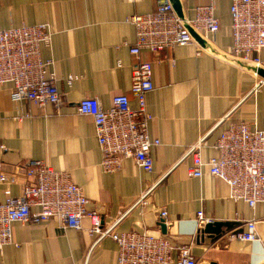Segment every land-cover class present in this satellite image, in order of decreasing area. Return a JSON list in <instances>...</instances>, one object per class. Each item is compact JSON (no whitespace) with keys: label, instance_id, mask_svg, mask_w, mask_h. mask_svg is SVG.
Returning a JSON list of instances; mask_svg holds the SVG:
<instances>
[{"label":"crops","instance_id":"1","mask_svg":"<svg viewBox=\"0 0 264 264\" xmlns=\"http://www.w3.org/2000/svg\"><path fill=\"white\" fill-rule=\"evenodd\" d=\"M158 0H0V30L46 24L52 31L49 47L40 59L49 62L61 95L58 107L39 108L28 101L13 103L11 85L0 86V172L12 174L16 166L31 160L45 162L54 171L69 174L82 188L87 210L96 212L104 230L114 233L145 232L164 236L171 245L191 246L197 264H264V205L250 209L231 201L228 187L204 172L189 178L190 149L202 145V159L216 158L218 138L229 125L245 122L264 131V78L255 66L229 54L230 0H179L186 20L198 6L211 5L219 22L214 37H206L201 49L193 45L159 52L141 51L153 62L154 90L145 97L152 121L151 138L160 144L151 151L153 171L144 172L132 158L120 169L106 173L91 118L77 114V103L97 97L106 109L112 97L124 94L137 109L130 92L131 66L136 59L129 49L134 29L127 23L136 14L156 10ZM264 59V50L259 54ZM72 84H67L69 77ZM26 179L8 187L10 197L22 193ZM6 186L0 184V203ZM148 192V205H138ZM36 211V209H34ZM165 211L162 234L159 212ZM198 212L204 221L199 223ZM255 219L259 241H234L230 235ZM227 223L220 236L202 235L207 223ZM163 224V223H162ZM90 222L81 229L64 227L56 220L39 225L14 223L15 246L0 250V264H116L118 247L111 236L98 240L90 235ZM175 256V253H173Z\"/></svg>","mask_w":264,"mask_h":264},{"label":"built area","instance_id":"2","mask_svg":"<svg viewBox=\"0 0 264 264\" xmlns=\"http://www.w3.org/2000/svg\"><path fill=\"white\" fill-rule=\"evenodd\" d=\"M229 16L232 38L229 54L243 63L250 62L256 68L264 69V59L259 57L264 50V0H230ZM184 22L204 41L206 37H214L219 30L210 4L196 7L194 18L184 19ZM127 23L135 34V43L129 49L136 59L130 68V92L138 104L137 109H132L127 96L121 94L112 97L106 109L97 97L82 99L77 103V114L91 118L94 123L102 152L100 166L104 172L113 173L120 169L123 159L132 158L137 167L151 173L150 150L160 144L157 138L148 134L153 119L145 103L146 95L155 88L153 62L142 61L140 53L185 45H193L199 50L201 46L191 37L168 0H158L154 12L131 16ZM51 38L52 31L46 24L0 30V86L11 85L10 100L13 103L28 101L39 108L46 104L54 107L61 104L55 77L47 73L50 63L40 59L41 47H49ZM73 80L74 77H69L67 84L70 86ZM202 142L190 149L192 166L188 169V177L200 179L207 172L227 185L231 201H241L250 209L264 205V131L251 128L242 121L229 125L214 147L218 156L208 161L202 159ZM0 151H6L2 143ZM14 170L12 174L0 172V184L6 186V199L0 203V250L5 246L18 247L11 234L14 223L39 225L53 219L77 231L81 229V221L88 219L90 235H96L98 240L111 236L116 243V264H197L190 245L174 246L164 236L154 237L145 232L104 230L100 216L87 210L88 200L82 188L73 184L68 173L54 171L45 162L37 160L16 166ZM19 175L26 183L21 195L11 198L8 187L18 181ZM147 195L148 192L144 193L138 201L142 209L148 205ZM158 214L164 224L166 212ZM197 219L203 223V213L198 212ZM243 227L231 234V239L261 242L255 219L246 221ZM261 243L264 246V242Z\"/></svg>","mask_w":264,"mask_h":264},{"label":"water","instance_id":"3","mask_svg":"<svg viewBox=\"0 0 264 264\" xmlns=\"http://www.w3.org/2000/svg\"><path fill=\"white\" fill-rule=\"evenodd\" d=\"M169 3L171 4L172 8H174V11L177 15V17L184 23L186 29L188 30V32L190 33L191 37L193 39H195V41L200 44L201 46L204 45V41L202 40V38L198 37L190 28L189 26L184 22V15H183V10L182 7L180 6V2L179 0H168ZM255 71L257 73V75L260 78H264V69H259V68H255ZM163 223V222H162ZM161 223V230H162V234L166 233L165 230V226L164 224ZM230 224L227 223H207L204 225V227L202 228L203 230L201 231V234L204 236L205 234L208 235L209 237L212 236H220L223 231H222V227L227 228V230H230Z\"/></svg>","mask_w":264,"mask_h":264}]
</instances>
